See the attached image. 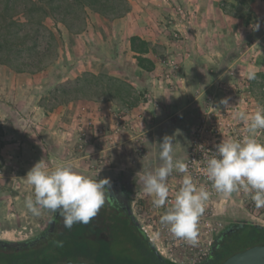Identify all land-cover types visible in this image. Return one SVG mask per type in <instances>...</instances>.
<instances>
[{"label": "rangeland", "instance_id": "obj_1", "mask_svg": "<svg viewBox=\"0 0 264 264\" xmlns=\"http://www.w3.org/2000/svg\"><path fill=\"white\" fill-rule=\"evenodd\" d=\"M5 5L6 0H0V43L8 40L11 45L9 53L5 48L0 51V59L30 62L46 54L53 21L46 19L45 26L26 21L21 14L28 7L25 0H11V12L6 15ZM222 7L238 13L237 9L233 11L237 3L224 1ZM14 10L19 14L16 24L4 18ZM230 22L229 44L220 49L225 52L223 59L196 62L191 52L205 53L214 48L216 40L193 41V48L186 44V34L175 29L169 35V48L158 49L162 55L157 64H147L151 71L139 76L138 71L134 74L136 54L126 50L116 20L107 23L89 19L85 31L66 37L64 42L59 40L54 64L66 74L60 84L71 88V82H81V88L88 92L87 101L75 100L72 90L65 104L54 97L56 86L47 85L53 67L31 74L17 73L9 64H0V104H5L4 108L0 105V118L21 136L20 142L7 141L17 148L12 157L0 155V239L25 241L39 236L48 228L57 198L64 190L80 181L108 178L119 179L127 186L135 219L155 248L177 264L205 261L213 240L225 226L249 222L264 226V59H260L264 55L253 44L255 30H248L246 35L239 21L230 18ZM94 34L93 42L99 45L108 35L117 36L121 57L116 44L101 45V51L89 54L88 38ZM172 68V78L161 75ZM182 86L185 104H196V116L190 139L179 147L172 138L177 131V116L169 119L168 109L160 104H176ZM112 90L123 96V104H105ZM19 104H36L37 108L31 111ZM190 111L186 113H194ZM150 126L152 130L148 131ZM200 128L206 129L207 140L213 145L224 142L229 147L236 172L226 190L211 200L201 196L197 188L181 186L178 178ZM29 133L37 139L29 140ZM5 143L0 140V149ZM35 143H42V147L29 151L27 147ZM45 143L52 144L50 153L54 156L41 149ZM169 149L182 152L167 157ZM178 166L180 170L172 169ZM96 191L103 203L102 189ZM90 193L91 185L77 195L75 202L85 199L89 206L94 205L91 210L98 212L101 208L93 204ZM169 195L178 202L172 211L167 206ZM174 209L179 210L177 214ZM74 218L77 216L70 212L56 228L64 229ZM209 224L214 226L213 234L207 232ZM180 228L188 229L180 233ZM76 235L80 238L78 247L87 248L81 241L85 234ZM243 244L234 243L231 249Z\"/></svg>", "mask_w": 264, "mask_h": 264}, {"label": "trees", "instance_id": "obj_2", "mask_svg": "<svg viewBox=\"0 0 264 264\" xmlns=\"http://www.w3.org/2000/svg\"><path fill=\"white\" fill-rule=\"evenodd\" d=\"M25 1L28 7L22 10L21 14L26 21L37 26H45L48 18L53 21V26L49 29V48L42 57H34L30 62L1 58L0 64H9L17 73L31 74L53 67L47 85L50 88L56 86V90L52 92L54 97H60L61 101L65 102L71 90L74 92L75 100L79 99V93L85 97L88 92L81 88V82L77 80L71 82V88H67L66 83L60 84L66 74L59 66L54 67L58 58L56 51L61 45L59 40L64 42L66 37L79 35L85 31L89 19L96 18L112 23L122 18L130 10L129 0ZM9 7H11V0H6L4 15L11 12ZM18 15V11L14 10L10 17L4 18L16 24ZM8 33L11 34L12 31L8 29ZM28 36L22 39L23 44ZM53 41L56 42L55 45L52 44ZM130 42L132 51L136 53V67L151 71L147 64L153 66V62L142 56L149 52V43L139 37H132ZM9 44L8 40L0 43V51H4L5 48L9 53ZM36 44L33 48H36ZM89 47V54L96 53V50L101 51L102 48L93 41L89 42ZM29 48L32 49V47ZM74 186L75 183L70 188ZM68 189L64 190L58 198L60 199ZM97 189L100 187L93 188L89 195L94 201L93 204L101 208L98 212L91 210L94 205L89 206L85 199L70 205L67 203L70 200H65L62 209L57 212L59 214L57 225L70 212H74L77 218L71 220L64 229L56 228L53 233L32 245L12 248L0 246V264H61L69 261L95 264H177L169 259L165 262L160 261L153 251V246L147 242L148 235L136 226L135 220L110 198L106 201L103 197L105 201L99 202ZM81 191L77 195H80ZM77 195L73 197L78 198ZM96 214L98 215L95 216ZM256 225V222L246 224L234 236L228 238L221 247H215L213 255L202 264H222L239 252L264 245V228ZM80 233L86 236L81 241L87 245V248L78 247L80 238L76 234ZM238 242H244V244L237 249H231V245Z\"/></svg>", "mask_w": 264, "mask_h": 264}, {"label": "crops", "instance_id": "obj_3", "mask_svg": "<svg viewBox=\"0 0 264 264\" xmlns=\"http://www.w3.org/2000/svg\"><path fill=\"white\" fill-rule=\"evenodd\" d=\"M224 1L229 3L232 2L234 3V5H236L237 3V8L233 9V11L237 9V15L235 13H230V11H226L222 7ZM129 6L130 10L128 11V13H126V15H124L122 18L117 19L115 24L118 25L120 29V33L122 34L121 39H124L126 41V50L129 49L128 51L133 55L136 53L131 51L130 39L132 37H139L142 40L148 42L151 48L150 53H147L144 56L154 62L155 65L162 55L158 52V49L160 51H166V48H169V43H171L172 41L170 40V36L175 29L181 30L186 34L189 39L186 44H189L188 46H192L193 48L195 47V44H192L193 41L198 44L199 41L200 43H202L203 40H206L208 42L212 40L213 43H215L216 40L217 44H213L214 48L208 50L205 53L199 52L196 55L195 52L194 54H192L191 52V57L196 62H203L204 60H206L207 62H215L223 59L225 52L220 49L221 46L224 47L228 46L229 44L227 40L230 39V18L240 22L239 27L242 28V31L245 32L246 35L248 30H255V34L253 36V44L258 49L261 48L260 53L261 55L262 53L264 55V48H262V46H264V25H262V22H264L262 18L264 16V0H237V2L236 0H129ZM226 19L229 21V23L226 22ZM93 38H95V34L90 35L88 41H94ZM117 41V36H112L110 34L108 35V38L106 40H103V42L100 43V45L109 47V45L116 44L118 54L119 43ZM152 48L154 49V51H152ZM120 57L121 50L118 54V58ZM260 59H264V56H261ZM136 72L139 74V76L148 75L147 71L145 72L139 67L136 68L134 74H136ZM18 75L21 76L22 74ZM181 78L183 80V78L185 77L182 76ZM181 88V91L177 93H181V96L177 100L176 104L170 101H166L165 104H160L161 108H165L166 110L168 109V113L171 116L169 119L177 116V131L175 132V136L172 138L179 147L185 146L186 142H188V140L190 139L191 127L195 122L194 117L196 116V111H193V109L196 107V104H194V102H192L191 104H185V91L183 90V86ZM187 90L190 91L189 88H187ZM111 93L112 96L107 99V102L105 104H123V96L121 94L116 95L114 94L113 90ZM122 94L124 95L125 93ZM79 100L80 102L86 100V97L82 96L81 94ZM90 102L91 101H89V103ZM62 104L65 103L62 102ZM0 105L2 108H4L5 106V104ZM19 105L28 106L31 111L37 108L36 104ZM187 110H191L195 114L191 111V114H187ZM180 118L181 120H179ZM14 126H16L15 123ZM36 126L38 127L40 126V124L36 123ZM9 127H11V125L5 123V121L0 118V140L6 141L2 149H0V155L2 157L8 155L12 157V155L14 154V150L17 149L14 144H9L7 143V141L11 140L13 142H20L21 138V136H19L17 132ZM151 130L152 126L149 127L148 131ZM29 135V140L37 139V136L32 137L30 133ZM23 137H26L25 133H23ZM45 141L47 142V139H45ZM35 146L42 147V143H35L33 147L29 146L27 147V149H29V151H35V149H33L35 148ZM53 148L54 147L52 146V144L48 145L45 143L44 148L41 149L46 151V154L54 156L53 153H50V150H52ZM178 150L180 149H169L167 157H169L171 154L177 153ZM180 152L182 151L180 150ZM172 169H175L174 171H177L180 170V167H172Z\"/></svg>", "mask_w": 264, "mask_h": 264}, {"label": "built area", "instance_id": "obj_4", "mask_svg": "<svg viewBox=\"0 0 264 264\" xmlns=\"http://www.w3.org/2000/svg\"><path fill=\"white\" fill-rule=\"evenodd\" d=\"M174 72L175 68H172V70L162 71L161 75L166 79H170L174 75ZM205 132V128H200L195 134L194 141L178 178L180 179L179 184L181 186L187 185L191 188H197L201 191V196H205L207 200H211L226 190L236 172L229 147L224 142L213 145L210 140H207ZM1 172L2 170H0V174ZM166 191L165 189L164 192ZM175 199L172 195L167 196V206L171 211L172 206L178 205ZM179 203L181 204L182 201ZM179 210L174 209V212L176 211L175 214ZM209 225L210 231L207 232L213 234L214 226ZM187 229L180 228L179 231L181 233Z\"/></svg>", "mask_w": 264, "mask_h": 264}, {"label": "flooded vegetation", "instance_id": "obj_5", "mask_svg": "<svg viewBox=\"0 0 264 264\" xmlns=\"http://www.w3.org/2000/svg\"><path fill=\"white\" fill-rule=\"evenodd\" d=\"M100 181L106 182L107 184L106 183H104V184L98 183V181H87V180L80 181V182L76 183L73 188H69L66 193L62 194V197L60 199L59 198L57 199V206L55 208V213L52 217V220L54 219L56 222L55 229H56L57 222L59 219L58 218L59 214L57 212L59 209H62V205L64 204V201L69 199L70 201L67 202L69 205L71 203H74L76 198L73 196H76L79 191H81L82 189H85L89 185H91V190L95 187H100V189H102V191H103L102 193H103L106 201H108V199L110 198L111 200H113L116 203V205L121 206L122 209L133 219L134 214L130 215L127 211L128 206H130V208H131V199H130L131 192H130V190L127 189V186L122 184L121 180H119V179L108 178V179H103ZM131 210H132V208H131ZM246 224H248V223H246ZM246 224H245V226H246ZM239 225L240 224L225 226L221 230V232L219 233L218 237L213 240L208 256L213 255L215 247H221L223 244L226 243V240L228 238H231L241 228H244V227H240ZM55 229H54V231H55ZM231 229H233V231H231ZM54 231H51V233H53Z\"/></svg>", "mask_w": 264, "mask_h": 264}, {"label": "water", "instance_id": "obj_6", "mask_svg": "<svg viewBox=\"0 0 264 264\" xmlns=\"http://www.w3.org/2000/svg\"><path fill=\"white\" fill-rule=\"evenodd\" d=\"M98 183H103L104 184L106 182H102V181L99 180ZM127 211H128V213L130 215H133V212H132L130 206L127 207ZM133 219L135 220L136 226L139 227L142 231H144V229L142 228L140 222H138L135 219L134 215H133ZM245 224L246 223H241L239 226L240 227H245ZM55 225H56V222L53 219L50 222L48 228L46 230H44L42 234H40L39 236H36V237H34L32 239H29V240H25V241H8V240H1L0 239V246H2L4 248H12V247L27 246L29 244L32 245L35 242H37L38 240H41L43 237H46L47 235H49V233H51V231H54ZM256 226L259 227V228H264V226H262L260 224H257ZM231 231H233V229H231ZM147 242H148V244L150 246H153V251H154L155 255L157 256V258L160 261L165 262L167 258L165 256H163L155 248L153 242L151 241V239L149 237L147 238ZM61 264H95V263L69 261V262L61 263ZM222 264H264V245L255 246V247L249 248V249H247V250H245L243 252H239V253L231 256L230 258H228Z\"/></svg>", "mask_w": 264, "mask_h": 264}]
</instances>
